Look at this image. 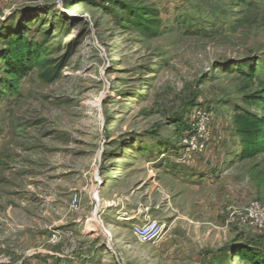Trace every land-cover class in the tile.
Segmentation results:
<instances>
[{
  "label": "rangeland",
  "instance_id": "1",
  "mask_svg": "<svg viewBox=\"0 0 264 264\" xmlns=\"http://www.w3.org/2000/svg\"><path fill=\"white\" fill-rule=\"evenodd\" d=\"M22 39L52 70L12 87ZM253 70L264 0H0V264H261L264 150L232 124Z\"/></svg>",
  "mask_w": 264,
  "mask_h": 264
},
{
  "label": "trees",
  "instance_id": "2",
  "mask_svg": "<svg viewBox=\"0 0 264 264\" xmlns=\"http://www.w3.org/2000/svg\"><path fill=\"white\" fill-rule=\"evenodd\" d=\"M145 15H147V18L143 20L146 22V27L151 31L157 30L158 28L155 24L157 21L152 18L157 16L156 11L153 9L146 10ZM17 49L20 51L22 58L8 61L9 56H4L5 65H7L6 76L12 87H15L27 75V71L23 70L26 65L29 68L35 66L44 71L45 74L52 70L50 63L45 62L40 54L42 51L41 47L34 48L29 46L22 39L17 44ZM242 75L250 84L252 83V88L242 97L248 107L235 108L232 124L239 139L243 156L250 157L264 150V75L257 74L255 70ZM250 108L257 111L254 112ZM260 263L264 264V261Z\"/></svg>",
  "mask_w": 264,
  "mask_h": 264
},
{
  "label": "built area",
  "instance_id": "3",
  "mask_svg": "<svg viewBox=\"0 0 264 264\" xmlns=\"http://www.w3.org/2000/svg\"><path fill=\"white\" fill-rule=\"evenodd\" d=\"M188 116L191 117L192 120H196L200 122V131L207 136H209L208 131V118L209 116L206 114L205 110L201 108H193L190 110ZM199 143V142H197ZM204 146L203 142L200 144V148ZM259 216L261 218H264V212H256L255 210H251L249 212V217L253 219V216ZM133 234L137 237V239L140 242H149L153 239H155L159 234V226L157 223H142V224H134L133 225Z\"/></svg>",
  "mask_w": 264,
  "mask_h": 264
}]
</instances>
